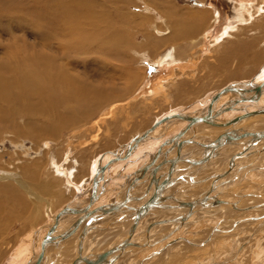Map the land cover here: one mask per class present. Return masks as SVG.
Wrapping results in <instances>:
<instances>
[{"label": "rangeland", "instance_id": "1", "mask_svg": "<svg viewBox=\"0 0 264 264\" xmlns=\"http://www.w3.org/2000/svg\"><path fill=\"white\" fill-rule=\"evenodd\" d=\"M8 1L11 2V0ZM50 1H54L53 4L55 5L52 4V6ZM56 1L57 0H14L13 2L12 0L15 8L11 10L7 9L6 13L3 12L4 14L2 13L0 15V63L4 62L3 64H5L6 66H11L10 70L4 69L3 72H1V70L0 72L1 74L3 73V77L7 75H13V80L17 82L18 95H22L24 90L19 86L21 85V78L23 77V75L33 72L31 71V66L34 62L31 60V58L36 59L40 52L47 51L48 41L50 38L46 37L47 35L57 37V34L55 33L57 30V20H54V25L51 24V30L49 27L50 31H43L42 33H40L41 36L39 37H36L33 32L28 29V25L39 24L40 22H42V17L39 16L40 11L42 10L41 16H44L48 9L52 10L56 8ZM94 1V5L96 7V9H94L95 14L99 15L98 24L94 25L93 27H88L87 29L83 28L81 29L82 31L77 34L75 33L71 35L69 33L68 36H64V40H68L70 35V38L75 39L89 36V31H91V33L93 34L96 32H107L110 36L112 33V35L116 34V37H123L122 39L120 38L122 40V42L120 43L121 52L116 51L114 54L109 53L105 48H98V45L94 44L91 49L87 47L83 51H81V53H75V56L71 57L70 59L72 61H76L77 59L82 58L88 59L89 64L86 65V67L83 64H76L75 66L69 67L68 70H71V72H73L75 75L80 74L82 77H85L86 73H88L89 76L84 78V80L89 78V81L87 82H92L94 80L93 78L95 77L98 81L96 79L94 81H96V83H100L101 86L99 85V87L101 88H106V86L104 85L106 84L108 86L110 83H112V79H119L120 81H125L124 79H127V81L130 82L123 86L120 85L121 88H125L126 90H114L108 93H100L101 96L97 97L95 101H90V103H87L88 107H82L80 109L78 108V106H80L79 103L82 104L80 101H74L75 105L74 102L71 101V108L66 105H60L59 108H50L46 105V108L43 106L45 110L41 111L40 113H28L24 110L19 111V113L17 112L16 114L10 111H6L5 113L4 111L0 112V117L2 116L3 118H6L4 122L2 118V120L0 119L1 174L4 171H11L18 175L19 173L17 172L21 171L22 169V173L25 172V174H22V176H25L24 179H29V189L33 190L39 195L45 196V198H50V195L47 193V191H43L41 193L40 189L44 186V183L47 179H54L57 181L59 180V178H56L52 174V169H50L49 159H51L54 163L57 160V165L63 164L65 168L69 170L73 167H76V169L74 168L75 173L73 179H71V182L73 184L75 183V185L77 183V188L75 186L72 192L68 187L64 186L63 179L61 178L62 180L60 181L62 184L60 187H58V189H62L60 191V194L62 195L60 199L53 201L50 211H48L47 209L48 199H46V201L44 200L40 204V201L37 202L36 200L38 199L34 195L30 194L26 190V188L23 187V189H20L16 185V183H14L16 194L18 197L24 198V205L19 204L17 198L12 196L11 194H8L5 197L0 196V264H11L12 255H14L15 252L14 250L22 241H25V239L23 238L26 236V233L30 230L32 225L37 227H45L48 222H51L53 220L54 213L60 212V209L64 206V204L67 205L69 203L68 201H74L73 203L75 205H78L80 203L79 201H81L79 199L80 197L83 200H85V197H87V199L91 198L90 192L92 191V189L87 183L94 178V162L97 165V162L99 161L98 157L106 150L113 151L111 152L112 154H114L115 151H118L119 154L128 153L129 147L127 146L132 137L141 132V130H147L151 128L157 118H161L162 116H165L174 111L184 113L188 111V113H190V111H194L196 109L198 102H202L203 100L208 99V97L212 96L213 93L219 92L221 89L228 85H243L244 83L250 82L252 79H254L255 83H260L261 79H264V74L262 73L264 71V21H261L258 18H254V20L252 22L249 21L247 25L243 24L242 28L244 29H239L240 31L239 33H237L235 38L226 40L225 43L213 49L210 54L207 52L202 53V51L199 53V49L197 47L195 48V51L194 49L190 50V52H194V54L197 55V58L195 59L196 64L195 66H191V64L190 66L187 65L183 72L180 70H173V80H171L167 89V91H169L168 94L170 95L168 96L167 100L165 96L156 97L149 105H145L144 103H142V100L139 99L137 102H134L133 105L130 106L131 108L128 110V113L124 109H119L120 112L116 113L113 118L105 119L101 124V127H97L94 121L99 117L107 115L105 113L107 112L106 108L109 105H113L114 102L122 103L131 100V98L135 97L134 93L143 81L146 80L145 82H147L148 79L153 80L157 76L166 74L169 71L166 70L165 73L160 71L161 69L158 68L156 64L154 66L153 60L159 56H162V54L165 52V49L170 48L171 45L179 46L185 44L187 40H192L189 39L190 37L186 35L183 39L179 38L180 29H182L183 26L188 29V27H190L192 24V15L188 14L189 10L196 9L195 11L199 14L198 16L202 15L204 17V20H202L203 22H200L199 31H203V29L209 30L210 26L212 25L211 23L214 21H210V19H212L211 17L216 16L215 12L220 13V22L218 23L216 28L213 29V36L217 37L215 33H217V31L219 33V29L222 28L225 23L228 24L229 22H233L235 17L234 10L236 1ZM9 2L6 3V5H8ZM195 2H201L203 4L201 6H198ZM19 5L25 6V8L18 10L17 6ZM44 5L45 7H43ZM164 18L169 19L172 23L173 33H169L165 37H161L152 30V27L156 28L157 25L158 28L163 29L161 21H163ZM54 28L56 30L53 31ZM58 35V38L62 36L61 34ZM64 37H62V39ZM212 40L210 39L209 42H211ZM49 45L51 46V48H54V45H52V43H50ZM142 52H145L146 57L149 58H146L148 61L139 56V54ZM178 52L183 53L184 51L181 50ZM200 55H203V57H201ZM191 61L192 59L190 60V62ZM184 63L187 64L188 62ZM116 65L118 66V69L116 68ZM119 66L122 68L119 69ZM94 70V76H91L93 74L91 72H93ZM122 71L126 72L123 73ZM169 72H171V70ZM110 74H112L111 80ZM119 75L123 76L120 77ZM24 83L28 84L26 80L23 81L22 84ZM4 88L7 89L6 86ZM30 88L31 87H29L28 89ZM247 88L251 89L250 86H247ZM17 90L15 88L10 89V91L14 92ZM30 91H33V89H30ZM229 94H231V96L233 97H237V94L234 92H230ZM28 97V99H33L34 97L35 99L39 98L36 91L35 96L29 95ZM11 103L12 102L7 101H5V103L1 102L0 108L5 109L8 106L12 107L15 104ZM243 106L244 111L249 109L254 110L256 108V106H249L246 104H243ZM245 106H248L249 109H247ZM197 109L196 111H194L196 114L204 111V108H202V106V110ZM86 110H88L89 112L87 114H84V111ZM215 128L216 127H214V130L218 131ZM219 128V130L226 129V127L222 125ZM96 133L98 134L97 139L96 141H92L91 138L94 137ZM67 135L74 136V140L73 142H71V147H69V145L67 144ZM201 139H205V136H203ZM48 140L52 142V146L48 149H44V142ZM203 142L210 143L207 140ZM68 147L73 150V154L71 155V157L69 156L70 158L67 157L68 155L63 156ZM147 154L148 153H144L141 155V157L145 159ZM53 155L56 157V160H54ZM65 157L69 159L67 160ZM148 157L149 156H147L146 158L147 161L148 159H150ZM73 159H75L76 161ZM73 161L79 163L76 165ZM73 164L74 166H72ZM258 170L259 167H255L246 171L244 170L245 172L243 171L242 173H240L238 177V179H240L239 182L246 179L248 175L257 176ZM110 175H112L111 171L109 172V176ZM120 175L123 176L122 174ZM120 175H116L115 177L111 176L113 178L110 177V179L107 181V183L109 182L110 184V180L113 179V182H111V188H108L109 191H112L106 197V199H108L107 201H113L115 199V195L117 196V194H119L120 192L125 191V189L121 188V185L119 184L123 183L122 181L126 178V176L121 181V178L119 177ZM204 176L209 175L206 174ZM13 180L15 182H18L17 179H10L7 181L0 180V183L1 181H4L2 183L5 184L9 182L12 183ZM185 182H187V180ZM239 182L236 186V193L233 194V196H224L226 198L232 196L230 199H227L229 202L232 201L233 203L242 200L245 204L257 205L264 202V181L258 180V182H251L253 183V185H250V183L248 186H246L245 184L244 186H241ZM109 184H105L106 189ZM173 187L174 186L166 190V193H168V195L174 194L177 187ZM172 189L174 192H171ZM108 190L107 192H109ZM150 190H152V188ZM178 190H181V193L184 194L186 192L183 189H177V192ZM259 193L261 195L258 196ZM178 195L180 194H177L176 196ZM198 196L199 195L195 196V198H197ZM76 197L78 198L77 200H75ZM259 201L261 202L259 203ZM36 208L38 209L36 210ZM214 210H217V214L219 216H192L191 220L193 222L191 221V223L186 225L184 231H181V229L175 232L173 236H184L186 238L193 237L196 239V237H198H194L196 234H206V236L198 237L199 241L204 242L205 238L213 232V227L221 221V217L227 211L224 209L222 210L218 207H216V209ZM160 211L161 212H158L156 215L153 214L156 216L158 221H163L170 217H176L180 215V213L176 210H170L169 212L167 211V214L162 210ZM254 211L255 210L250 209L232 210L229 214L230 221L227 223L229 224V226L224 227V229L226 228L224 230L225 232L218 234V236L212 241L206 242L207 246L204 245V249H200L201 247L198 246H196L198 247V249H196L195 245L191 243L189 244L188 241L187 246L190 245V247H192L195 252H192V254L188 252L187 262L189 264H260L261 262V264H264V260L261 259V252L264 255V232L261 231L264 230V220L262 222L263 228L260 229L259 233V236L261 237H257L254 240H249L251 235L247 233L249 232L248 230H251L253 228L250 227L253 225V223H250V221L252 220H249L247 222L243 221L241 223H235L236 219H241L242 217L246 218L250 214V212L252 213ZM255 212L262 213L264 212V209H259ZM149 219L151 218H147L141 222V225L143 224V227H141L140 225L142 230L149 227V224L152 223L144 222L149 221ZM26 221L30 222L31 224H29L28 226L26 225L27 228L25 229ZM232 222H234V224L230 226ZM37 227L35 228V231L36 229H40ZM140 227L138 228V231H141ZM190 233H192V235H190ZM113 238H115V236ZM247 239L249 240L250 244L246 245L245 249L241 252L243 255L238 254L236 256L237 258L243 259L240 260L235 258V260L231 263L226 261L223 262L225 260V257L236 251V249H238L237 246L243 244V242L245 243ZM117 240L118 238L116 237V241ZM218 241L220 242V244ZM9 243H11V246L8 249L2 248L8 246ZM237 243L238 245H236ZM246 250H248L251 254H249ZM244 252L246 254H244ZM252 252H255V254H252ZM181 253L182 254L180 255L184 256V253ZM135 254L131 253L129 258L133 260ZM240 255L244 257H240ZM247 258H249L250 261H248ZM176 261L186 262L185 259H177ZM153 264H170V262L158 261L157 263Z\"/></svg>", "mask_w": 264, "mask_h": 264}, {"label": "bare ground", "instance_id": "2", "mask_svg": "<svg viewBox=\"0 0 264 264\" xmlns=\"http://www.w3.org/2000/svg\"><path fill=\"white\" fill-rule=\"evenodd\" d=\"M235 1H236L235 2V10H234V12H235L234 16L235 17H234L233 22L232 23L229 22L228 24L225 23V25H223L222 28L219 29V33H218V31H217V33H215L217 35V37L213 36L214 35L213 29L216 28V26L220 22L219 21L220 20V13L215 12L216 16H213V17H211L212 19H210V21L214 20L211 23L212 25L210 26V29L209 30L203 29V31H205V32H203L202 30L199 31V27H200V22L201 23L203 22L202 20H204L203 19L204 17L202 15L198 16L199 14L195 11L196 9L195 10H192V9L189 10L188 14L192 15V17H191L192 18V24L190 27H188V29H186V27L182 25L184 28L182 27V29H180L179 35L181 37L179 36V38L183 39L186 35V36H189L190 38L189 37L188 38L192 39V40H187L185 44L179 45V46L171 45L170 48L165 49V52L162 54V56H159L156 59L153 58L154 59L153 60L154 66L156 64V66H158V68L161 69L160 71L165 73L166 70H169V71L171 70V72L168 71L166 74H161V75L157 76L156 78H154L153 80L148 79L147 82H145L146 80L143 81L139 85V87L136 89V91L134 93L135 97L131 98V100H129L127 102H122V103L114 102L113 105H109L106 108L107 112L105 114H107V115L97 118L94 121L95 125L97 127H101V124L103 123V121L105 119L113 118L116 115V113L120 112V110L124 109L128 113V110L131 108L130 106L133 105L134 102H137L139 99H141L142 103H144L145 105H147V104L149 105L156 97L165 96L166 100H167L168 96H170L168 94L169 91H167V89L169 87L171 80H173V78H172L174 75L173 70H180L183 72L187 65L190 66V64H191V66H195V64H196L195 59L197 58V55H195L194 52L193 53L190 52V50L194 49V51H195L196 50L195 48L197 47L199 49V53L202 51V53L207 52L210 54V52L213 51V49H215L216 47H219V45L225 43L226 40H229V39L231 40L232 38H235L237 33H239V31H240L239 29H244V28H242L243 24L247 25L248 22L249 21L252 22L254 20V18H258L261 21H264V0H235ZM8 2H9L8 0H0V15L3 12L6 13L7 9L11 10V9L15 8V6L12 3V0H11V2H9L8 5H6V3H8ZM13 2H14V0H13ZM50 3L52 5L54 3V1L53 2L50 1ZM94 3H95L94 0H83V1L82 0H57L55 9H52V10L48 9L46 11V14L44 13L45 15L42 14L44 16H41L42 10L40 11L39 16L42 17V22H40L39 24L28 25V29H30L36 37H39V36H41L40 33H42L43 31L47 32L49 30V27L51 26V24H53L54 20H57V30L55 28L53 29V31L56 30L55 33L57 34V37L47 35L46 37H50L49 41H48L47 51L46 52L45 51L40 52V54L36 57L37 60L34 58L33 59L31 58V60L34 62L31 66V71H33V72L23 75V77L21 78V85H19L21 87V89L22 88L24 89L22 95H20V94L18 95L17 82L13 80V78H12L13 75L12 76L7 75L8 77L7 76L3 77L4 76V75L2 76L3 73L1 74V72H3L4 69L10 70L11 66H8V65L6 66L5 64H3L4 62L0 63V70H1V72H0V103L1 102L5 103V101L12 102L11 104L15 103L12 107L8 106L5 109L0 108V112L4 111V113H5L6 111H8V112L10 111V112L16 114L17 112L19 113V111L24 110L28 113H35V112L40 113L41 111L45 110L46 105L50 108L51 107L59 108L60 105H64V106L66 105L69 108H71L72 107L71 101H73V102L74 101L75 102L80 101L82 104L79 103L80 106H78V104H77L78 108L80 109L82 107H88L87 103H90V101H95V99H97V97L101 96L100 93H108V92H112L114 90H118V91L126 90L125 88H121L120 85L123 86V85H126L127 83H129L130 81H127V79H124L125 81L121 80L122 82L119 79H112L111 80L112 74H110V80L112 83H110L108 86L105 84L104 86H106V88L105 87L101 88V87H99V85L101 86V84L96 83V81H94L96 79L95 77L93 78L94 83H93V81L87 82V81H89V78L84 80V78L89 76L88 73H86L85 77H82L80 74L75 75L73 72H71V70H68L69 67L75 66L76 64L77 65L83 64L86 67V65L89 64L88 59L82 58V59H77L76 61H72L70 59H71V57L75 56L74 55L75 53H81V51H83L87 47H89L91 49V47L94 44H97L98 48L99 47L105 48L107 50V52H109V53L114 54L116 51L121 52L120 51V49H121L120 43L122 42L121 39L123 37L122 38L120 36L116 37L115 36L116 34L112 35V33H111V36H110V35H108L107 32H96L93 34V33H91V31H89V33H88V34H90L89 36H85L83 38H78V39L70 38L72 34L80 33V31H82L81 29H83V28L87 29L88 27H93L94 25L98 24V22H99L98 16L99 15L95 14L94 9H96V7H95ZM195 3L198 6H201L203 4L201 2L200 3L195 2ZM53 5H55V4H53ZM43 7H45V5ZM22 8H25V6H20V5L17 6L18 10H21ZM165 18H167V17H165ZM165 18L163 21H161V23L163 25V29L158 28L157 25H156V28L152 27V30L154 32H156L161 37H165L169 33H173L172 23L170 22L169 19H165ZM186 26H188V25H186ZM202 28H206V27H202ZM50 30H51V27H50ZM111 30H113V29H111ZM109 32H110V30H109ZM111 32H113V31H111ZM69 33L71 35L69 36L68 40L65 41L64 36H68ZM58 34H61L62 36H60V38H58V36H59ZM62 37H64V38L62 39ZM212 38H213V40H212ZM174 39H176V38H174ZM210 39L212 40L211 42H209ZM50 43H52V45H54V48H51V46L49 45ZM181 50L184 52L179 53L178 51H181ZM139 56L141 58H143L144 60L147 58L145 55V52L140 53ZM200 56L203 57V55H200ZM147 59H149V58H147ZM150 59H152V58H150ZM191 59H192V61L190 62ZM150 61H152V60H150ZM90 62H91V60H90ZM184 62H188V63L185 64ZM151 64H152V62H151ZM116 68L118 69L117 65H116ZM121 68L122 67L119 66V69H121ZM122 72L125 73L126 71H122ZM91 73H93L91 76H94L95 70ZM262 73L264 74V71ZM119 76L122 77L123 75H119ZM130 79H131V77H130ZM25 80L28 82V84H26V83L22 84L23 81H25ZM262 85H264V79L263 78L261 79L260 83H257V82L255 83L254 79H252L250 82L244 83L243 85L242 84L228 85L226 87L231 86L233 88H236L238 90V92L237 91H228V92H225L224 94H221L217 100H214V98L217 95H219L223 91L224 88H226V87H224L219 92L213 93V95L208 97V99L203 100L202 102H198L196 109L197 108L201 109V106H202V108H204V110L206 109V111H205L206 113H204L203 115H206L208 113V110H209L211 105L213 106V112L214 113L217 112V110H216L217 107H218V109L220 107L219 110H221V114L216 118L217 122L215 124L219 125V126H221V125L225 126L226 129L220 130L221 131L220 133L226 134L227 132H229V130H232V126L225 125V122L228 121L229 119H231V118L228 119V116H230V113H232V111L236 112V110H235V108L228 110L225 107H230V106L236 107L238 105L236 108L238 110L239 108H242L241 106H243V104H246L249 106L250 105L259 106L256 108V110L255 109L254 110H246V112L243 111V113L239 114V116H242V115H244L246 113H250V112H256L257 110H263L264 111V106H262L264 103V101H263L264 100V86L262 88V91L257 90V87L262 86ZM5 86L7 87V89L4 88ZM247 86L251 87V90L254 92V94L250 95L251 90H248L250 88H247ZM29 87H31L30 89H33V91H30V89H28ZM11 88H15L17 91H15V92L10 91ZM35 91L38 94L39 98L35 99V97H34L33 99H28L29 95L35 96ZM230 92L236 93L237 97H234V99H233L232 98L233 96H231V94H229ZM242 94L244 96H246L247 98L258 95L257 96L258 98H256L255 101H248V100L242 101L241 100ZM75 102H74V105H75ZM43 106L45 108H43ZM196 109L194 111H196ZM83 110H85V109H83ZM194 111H190V114H188L186 112L184 113V112L174 111V112L169 113L165 116H162L161 118H157L154 124L159 122L158 125L154 129L150 130L148 136L145 139H141L138 143H135V141L133 140V138L135 136L141 135L142 133L146 132L150 128L147 130H141V132H139L135 136H133L131 141L128 142L127 147H129V149H128L129 154L128 153L119 154L118 151L117 152L115 151V153L112 154L111 152H113V151H111V150H106L102 154L100 153L101 155L98 157L99 161L97 162V165L95 162L93 165V172H94L93 177L94 178L90 182L86 181V182H88L87 184H89L90 188L92 189L91 198L88 201H84L80 197L79 199L82 202L79 201L80 203L78 205H75L73 203L74 201H72V202L68 201L69 203L67 205L64 204V206L60 209V212L54 213L53 220L51 222H48L45 227H41V226L37 227V226L32 225L30 230L26 233V236L23 238V239H25V241H22L19 244V246L14 250L15 252H14V255H12L11 264H35L37 262V260L39 259L40 254L42 252V244L44 242V238L49 233L48 231H49L50 227L55 223V221L58 218H59L58 225L56 226L55 231H53L54 232L53 233V239L46 244L45 249H44L45 250L44 256L42 257V259L39 261L38 264H57L58 261H60L61 264H72L78 255V250H79L78 249V241L80 239V235L83 232L82 230L85 226H87V228L85 230L86 232L84 234V239L82 241V247H81V249H82L81 253L83 256H91V255H96V254L105 252V251H99V253H95V251L97 250V247H98V246L96 247V245L99 243L101 245V248H103L102 246L104 245V243L108 242V240L111 241V239L116 241V237L119 238L117 240L118 242L116 245L125 241V239H127V241L131 242V243L140 242L141 244H143V245H134V247H132V246L128 247V249H126L125 252L123 254H121L117 258V260L113 263V264H117V261L122 256L131 255V253H133V251L135 249L152 248L153 246H156V245H159L162 243H166L167 244L166 247H170L174 243L175 244L176 243L182 244L183 242H185L187 244V242L189 241V244L191 243V244L195 245V247L198 246V247H201L200 249H204L203 246L206 245V242L212 241L214 238H216L218 236V234L225 232L224 230L226 228L224 229V227L229 226V224H227V223L230 221L229 220V214L232 210L250 209V210L256 211L259 209H264V202L260 203L261 201H259L260 204L258 203L259 205H257V204H245L242 200L238 201V202H233V203L231 200H230L231 202H229L227 200L228 198L230 199L233 196V194L236 193L235 189H236L237 183L240 181V179H238L240 173H242L244 170H246V169L250 168L252 165H254L256 163V161L258 160V157H260V155L264 154V149L258 152L259 148L264 146V144L261 146H258V145L264 140H262L259 144H257V146L255 148L252 147L245 152L244 151L241 152L242 156L237 161L236 167H233V168L227 170V168L230 165V162L232 160L228 161L227 163L222 164V167L218 171H216L213 176L212 175L204 176L200 179L199 177L191 178L188 175H182L181 176V175L173 174L177 170L190 168L191 166L198 164L199 161L201 162L199 164L207 163L209 165L212 162H216L219 158L222 157V155H223V158L226 159V157L229 156V155L227 156L228 153L236 154L239 151V147L237 145H236V148L234 147V149H227V147L230 146V144L221 145V147H217L216 149L214 148L212 150L211 158L202 163V160L204 159L203 156L205 155L206 151H210V149L208 146L209 143L203 142L204 140L199 141V139H201V137H203V135H204V134H201V132H198L200 130V126L203 124H197L194 127L189 126V124L191 123V121H189L191 117H203V115H201L199 113L196 115V113ZM88 112L89 111L86 110V111H84V114L85 113L87 114ZM122 112H124V111H122ZM174 114H179L181 116H185V118H180V119L173 118V119H169V120L166 119L168 116L174 115ZM221 116H222V118H220ZM239 116H236V117H239ZM258 117H261L264 119V116H261V115L241 119L240 125H246L243 130L249 131L251 125L257 121ZM1 118L3 119V122L6 119L5 117L3 118L2 116L0 117V119ZM232 118H234V117H232ZM163 119H165V120H163ZM177 120H183V121L186 120L187 122H189V124L187 125V127H184V126L182 127V125L180 126L182 128L176 127L179 123V122L178 123L176 122ZM182 123L180 122V124H182ZM203 123H206V122H203ZM91 127H92V125H91ZM219 129H217V130H219ZM186 133H188L187 136H185ZM71 135H67L68 139L66 140L69 147H71V142H73V140H74L73 139L74 136H71ZM97 136H98V134L96 133V135L91 138L92 141H96ZM182 136H185V138L181 139ZM206 136L209 137V134H206ZM221 136H224V135H221ZM219 137H217V138L219 139ZM186 138H193L195 141L187 143L182 148H179V143L184 141ZM239 140L243 141V140H245V138L239 139ZM239 140H237V141H239ZM168 143H170L171 146L168 149H166L167 150L166 151L165 147L168 145ZM210 143H212V142H210ZM16 145H17V143H16ZM189 145H194L196 147H200L203 150L201 152H199L197 156H191L192 153L190 155H186V158H189L188 160H185L186 158H180V156L182 154H184L186 151H188ZM44 146H45L44 149H48L49 147L52 146V142H50L49 140L45 141ZM69 147L64 152L63 156L68 155L67 157H69V156L71 157V155L73 154V150ZM253 148L256 150L255 152L252 151V150H254ZM150 151H152V153H154V156H153V158H150L151 160L148 159V161H147L146 160L147 156L150 157V155L152 154V153H150ZM164 151H166V152L163 155V160L160 163H157V162H159L158 161L159 157L161 156V154ZM195 151L196 150L193 151V154H196ZM2 153H4V152H2ZM144 153L145 154L148 153L146 155L145 159H143L141 157V155ZM67 157H65V158L67 159ZM49 160H50V169H52V174L56 178H59V180L57 181L54 179H47L44 183V186L40 189V192L42 193L43 191H47V193L50 195V198H45V196L39 195L36 192H34L33 190L29 189V186H28V183H29L28 180L29 179H26V178L24 179L25 176H22V174H25V172L22 173V169H21V171L17 172V173H19L18 175L14 172H11V171H6V172L4 171L2 174L0 173L1 174L0 180H5V181L10 180V179H17L18 180V182H15L13 180L12 183L9 182L6 184L2 183L4 181H1V183H0V196L5 197L8 194H11L12 196L17 198L19 204L24 205V198L18 197L16 194V188L14 187V183H16V185L20 189H23V187L26 188V190L30 194L34 195L38 199V200L35 199L37 202L40 201V204L44 200L46 201V199H48L47 200V209H48V211H50L51 205L53 204V201L60 199V197L62 195V194H60V191L62 189H60V188L58 189V187H60L62 184L60 180L63 179L64 186L68 187L72 192H73L74 187L77 185V183L75 185V183L73 184L71 182V179H73L74 173H75L74 168L76 169V167H73V168H71L72 170L71 169L69 170V169H66L63 164L57 165L56 164L57 160H56L55 156H54V160H56L55 163L51 159H49ZM73 160H75V159H73ZM75 161H73V162H75ZM195 161L196 162L198 161V162L195 163ZM226 161L227 160H225V162ZM99 162L101 163V165ZM151 162H152V164L142 174L141 173L142 168L148 166ZM78 163L75 162L76 165ZM174 163H176L175 168L173 170L169 169L170 166ZM221 163H223V161ZM217 164H218V162L215 165H217ZM72 166H74V164ZM102 166L106 167V168H104L103 172H101L100 170L98 171V168H100ZM212 166L213 165H211V167ZM242 166H243V168H241ZM155 167H158V170L156 171L155 176H157V179L159 180V182H164V181L168 182L169 180H172L175 178H182V180L179 179V181H177L176 183L179 184V182L182 183L181 181L185 182L186 180L188 181V180H192V179H198L199 183H201V182L204 183L208 180L210 181L211 176H212L211 184L205 186V188L202 190L201 194L197 198H195V199L193 198V200H199V199L201 200L205 196H208L210 198L208 201V204L200 205V206H197L195 208L188 206L187 204H190L189 202H191V199H190V201L186 202L184 198L180 197L179 195L176 196L177 194H181V193H179V192H181V190H178V192H177V190L175 189V192H174L172 189L171 192H174V194L168 195V193H166V190H168L169 188H172V186L175 187L177 185L176 183H173V184H170L169 187L165 188L160 193L161 196H163V198L169 199V200H165L161 204V205H168L167 207H165V206L160 207L157 205L156 206L151 205V207H149V209H147V211H146L147 214L141 215V217H138L135 220V217L139 213V211L145 207V204L148 201H150L152 195H154L153 193L155 191L156 186H155V184H153V185H152V183L150 184V181H151L150 180V178H151L150 174H152V171L154 170ZM110 171L113 174L112 176H116V175L118 176V175L122 174L123 176H121V175L119 176L121 178L120 179L121 181L123 178H125V176H126V179H127V176H131V175L137 176V174H139L140 177L139 178L137 177L136 181L131 183L130 186H128V188H126V189L124 188L125 189L124 192L119 191L120 193L117 194V196L115 195L116 197L114 196L115 199L113 201H107L108 199H106V197L112 191V190L109 191L108 188H111V182L113 181V179L110 180V184H109V182L107 183V181L111 177V176H109ZM231 173L234 175H228ZM107 174H108V177H106ZM97 178H98V183H97V186H95V181L97 180ZM111 178H113V177H111ZM36 181H37V179H36ZM104 183L106 185L109 184L107 186V189H106V185ZM213 184H216V187L214 189L213 188L211 189L210 186ZM137 185H139V186L145 185V187L143 189L138 188L137 190H135V186H137ZM78 186H79V184H78ZM76 188H77V186H76ZM151 188H152L151 193H148ZM187 189L186 190L183 189L186 191L185 193H187V191L192 190V188H187ZM107 190L109 192H107ZM102 192H104V193H102ZM128 195L132 198V200L126 203V207L119 208L116 211L110 212L109 214L104 213L101 210H98V212L96 213V215L94 217L92 216V217L85 219L75 230L71 231L72 232L71 234H69L68 236H65V237H61L62 234L64 233V231L71 230L73 228L74 223L80 218V215L83 214L82 212L84 210L87 209L88 211H94L103 205H107V204H111V203L112 204L113 203L119 204V202H121V200L123 201ZM226 195H228V196L232 195V196L226 198V197H224ZM259 195H261V194L259 193L258 196ZM189 196H192V195H189ZM51 198H53V199H51ZM10 199H13V198H10ZM77 199L78 198L76 197L75 200H77ZM224 199H225V201H224ZM35 200H34V202H35ZM144 200H146V201H144ZM91 201H93V202L90 205ZM140 201L141 202L144 201V202L139 204ZM181 203H186L187 207L181 206ZM212 203H214V204H212ZM215 203H218V204H215ZM211 206H214V207H211ZM67 207H69L71 209H78V210L81 209L82 211H80V213H78V214L74 213V212H64L61 215L60 213L62 212V210L63 209L66 210L65 208H67ZM216 207H218L222 210L223 209L227 210V211L223 216L220 215V216H222L221 221L216 226L213 227V232L205 238L204 242L198 241V237H196L197 238V240H196L193 237L186 238L184 236H178V237L173 236L175 234V232L181 230V228H183L186 225H188L189 223H191V221H192L191 217L192 216L193 217L194 216L200 217L201 214L203 215V217H205V215H209L210 217L211 216H214V217L219 216L217 214V210H214V209H216ZM37 209L38 208H36V210ZM160 210H162L164 213H166L167 211L169 212L170 210H176L180 213V215H178L176 217H170V218L163 220V221H161V220L158 221V219L156 218L155 215L158 212H161ZM255 211L252 213L250 212V214L246 218L242 217L241 219L235 220V223H241L243 221L247 222L249 220H252V221H250V223L251 224L253 223V225L250 227H253V228L251 230L247 229L249 231L247 233H249L251 235L250 239L248 236L249 240H251V239L254 240L257 237L260 238L261 237V236H259L260 235L259 234L260 229L263 228L262 222L264 220V212L258 213ZM37 212H40V211H37ZM153 214H155V215H153ZM166 214H164V215H166ZM109 217H113L114 219L111 221H107V222L103 221L104 219L109 218ZM147 218H151L152 223L149 224V227L143 229V232L138 233L139 232L138 228L140 227L141 222ZM260 218H262V219H260ZM134 221H135V225L132 228L131 226L134 223ZM126 223H127V225H126ZM170 224L172 225V227L170 228V231H168L167 233L156 231V230H160L161 228L167 227V225H170ZM233 224H234V222H232L230 224V226ZM124 225H125V227H124ZM122 226L124 229L121 228ZM36 227L40 228V229H36V231H35ZM242 228H243V226H242ZM111 229H113V230L111 231ZM261 231L264 232V230H261ZM238 232H239V230H238ZM241 232H242V230H241ZM91 235H92V237H90ZM105 236H106V238H105ZM114 236H115V238H113ZM236 236H237V233H236ZM231 237H233V236H231ZM248 239H247V241H245V243L243 242V244H241V245H238V243H237L236 245H238L237 246L238 249H236V251L229 254L227 257H225L224 258L225 260L223 262L226 261V262L231 263L235 260V258H237L236 256L238 254H242L241 252L245 249L246 245L250 244ZM72 240H76L73 245L70 244ZM89 240L90 241L92 240L95 242L93 244V245H95V248L90 247L91 243H89ZM241 242H242V240H241ZM219 244H220V242H219ZM10 246H11V243H9L8 246L2 247V248L8 249ZM246 251L249 253L248 250H246ZM263 251H264V249H263ZM245 252H244V254H246ZM225 254H227V253H225ZM249 254H251V253H249ZM252 254H255V252H252ZM261 254L263 255L262 252H261ZM242 255H240V257H244ZM262 255H261V259L264 260V255L263 256ZM70 257H72L71 258L72 260L70 259L71 261L66 263V261H65L66 258H70ZM249 258H247L248 261H250ZM237 259L241 260L243 258H237Z\"/></svg>", "mask_w": 264, "mask_h": 264}, {"label": "water", "instance_id": "3", "mask_svg": "<svg viewBox=\"0 0 264 264\" xmlns=\"http://www.w3.org/2000/svg\"><path fill=\"white\" fill-rule=\"evenodd\" d=\"M264 85L262 86H258L257 87V90H261L262 91V88H263ZM228 91H237L238 90L236 88H233L231 86L229 87H226L223 89V91L217 95L214 100H217L221 94H224L225 92H228ZM241 92V91H240ZM260 93V92H259ZM243 96V97H242ZM241 96V100L244 101V100H248V101H255L256 98H258L256 96H252V97H246L242 94ZM227 108L228 110L232 109V106L230 107H225ZM226 109V110H227ZM221 114V110H218L217 112H213V106L211 105L209 110H208V113L206 115H203V117H191L189 121H191V123L189 124V126H195L197 124H203V122H206V123H209V124H212V125H216L215 123L217 122L216 118ZM257 115H261V116H264V111L263 110H257L256 112H250V113H246L242 116H239V117H234V118H231L229 119L228 121L225 122V125L227 126H232V130H229V132H227L226 134L222 133L221 135H224V136H221L219 137V139L213 141L212 143H209V149L210 151H206L205 155L203 156L204 159L202 160V163L207 161L208 159L211 158V154H212V150L217 147H221V145H227V144H230V145H237L239 147V151L234 155L232 161L230 162V165L228 166L227 170L233 168V167H236L237 165V161L240 159V157L242 156L241 155V152H245L247 151L248 149L252 148V147H256L257 144H259L262 140H264V130H257L256 132H252V131H248V130H243L244 127L246 125H239V127H237L238 123L240 122L241 119L243 118H250V117H253V116H257ZM173 118H177V119H180V118H185V116H181L179 114H174V115H170L168 116L166 119L169 120V119H173ZM165 120V119H163ZM159 122H157L156 124H154V126L152 128H150L149 130H147L146 132L142 133L141 135H137L133 138V140L135 141V143H138L141 139H145L150 130L154 129L157 125H158ZM240 138H245V140L243 141H237L238 139ZM195 140L193 138H186L184 141L180 142L179 143V148H182L183 146H185L187 143H190V142H194ZM253 148V149H254ZM264 149V146L260 147L258 152L263 150ZM253 152H255L256 150H252ZM129 154V153H128ZM244 155V154H243ZM189 158H186L185 160H188ZM154 161V160H153ZM198 162V161H197ZM195 161V163H197ZM199 163H201L199 161ZM152 164V162L142 168V174L143 172H145L149 166ZM175 164H172L170 166L169 169L173 170L175 168ZM104 168H106L105 166H102L100 168H98V171L100 170L101 172H103ZM243 168V166L241 167ZM158 170V167H155L154 170L152 171V174H150L151 178H150V184H155V191H154V195H152L151 197V200L148 201L146 204H145V207L142 208L139 213L136 215L135 217V220L136 218L138 217H141V215H145L147 214V209H149V207L152 206H165L167 207L168 205H161L165 200H169L168 198H163V196H161V192L169 187L170 184H173V183H176L177 181H179V179L182 180V178H175V179H172V180H169L168 182H159V180L157 179V176H155L156 174V171ZM177 179V180H176ZM97 183H98V178L97 180L95 181V186H97ZM211 189L215 188L216 187V184H213L210 186ZM209 197L208 196H205L204 198H202L201 200H193L191 202H189L190 204H187L188 206L190 207H197V206H200V205H205V204H208V201H209ZM132 198L128 195L123 201L121 200V202H119V204H107V205H103V206H100L98 209L94 210V211H88L87 209L84 210L82 213V215H80V218L74 223L73 225V228L71 230H67V231H64V233L62 234L61 237H65V236H68L69 234H71L73 230H75L85 219L89 218V217H94L96 215V213L98 212V210H101L103 211L104 213H107L109 214L110 212H113V211H116L117 209L119 208H122V207H126V203L131 201ZM93 201L90 202V205ZM160 203V204H159ZM184 204V205H183ZM214 204V203H212ZM215 204H218V203H215ZM186 203H181V206L183 207H187ZM66 210H62V212L60 213L62 215V213L64 212H74V213H80V211H82L81 209L78 210V209H71L69 207L65 208ZM100 211V212H101ZM60 217V216H59ZM58 221H59V218L55 221V223L50 227L49 229V233L47 234V236L44 238V242L42 244V252L40 254V257L39 259L37 260V262L35 264H38L39 261L42 259V257L44 256V252H45V246L48 242H50L52 239H53V231H55V228L56 226L58 225ZM135 225V221L134 223L132 224V228L134 227ZM87 226H85L83 228V232L82 234L80 235V239L78 241V255L75 259V261L72 263V264H113L117 258L123 254L125 252L126 249H128V247H134V245H143L141 244L140 242H137V243H131V242H128L127 239H125V241L119 243L118 245H116V247L112 248V250L108 251V252H102V253H99V254H96V255H91V256H83L82 253H81V247H82V241L84 239V234H85V230H86ZM133 231V230H132Z\"/></svg>", "mask_w": 264, "mask_h": 264}, {"label": "crops", "instance_id": "4", "mask_svg": "<svg viewBox=\"0 0 264 264\" xmlns=\"http://www.w3.org/2000/svg\"><path fill=\"white\" fill-rule=\"evenodd\" d=\"M251 90V89H250ZM252 94H254V92L251 90V92H250V95H252ZM229 96V95H228ZM233 99H234V97H232ZM236 106V105H235ZM238 106V105H237ZM237 106L236 107H232V108H237ZM262 106H264V105H262ZM242 108H239L238 110H236V112H233L232 111V113H230V116L228 117V119L229 118H231L232 116L234 117V116H237V115H239L240 113H243V109H244V106H241ZM247 109H249L248 108V106H245ZM257 107H259V106H256V108ZM256 108H255V110H256ZM219 109H220V107H219ZM218 109V107H217V111L219 110ZM250 110V109H249ZM206 111V109L203 111V112H200L199 114H201V115H203L204 113H206L205 112ZM246 112V111H245ZM186 113H188V111H186ZM188 114H190V113H188ZM197 115V114H196ZM222 117V116H221ZM220 117V118H221ZM177 123H178V125L176 126V127H180L181 125H182V127L184 126V127H187V125L189 124L186 120L185 121H183V120H177L176 121ZM180 122L182 123V124H180ZM187 122V123H186ZM184 124V125H183ZM241 124V122H239L238 123V125H237V127H239V125ZM182 127H180V128H182ZM214 127H216L215 129H219L218 127H220V126H218V125H212V124H208V123H203V125H201L200 126V130L198 131V132H201V134H204L203 136H205V139H199V141H205V140H207V141H209V142H213V141H215V140H217L218 138L217 137H219L220 135H221V133H220V130H218V131H216V130H214ZM212 129V130H211ZM257 130H264V119L263 118H261V117H258V119H257V121L254 123V124H252L251 125V127H250V129H249V131H252V132H256ZM180 132V131H179ZM209 134V137L208 136H206V134ZM187 134L188 133H186L185 134V136H187ZM200 134V135H201ZM185 136H182L181 137V139H184L185 138ZM202 138V137H201ZM239 139H244V138H240L239 137ZM238 139V140H239ZM171 143V142H170ZM206 143V142H205ZM264 144V141H262L258 146H261V145H263ZM164 145V144H163ZM162 145V146H163ZM171 146V144H169L168 143V145L166 146L167 148H169ZM165 147V150L167 149ZM189 147V149H188V151H186L184 154H182L181 156H180V158H186V155H190L191 153V156H197L198 155V153L199 152H201L203 149L202 148H200V147H196V146H194V145H189L188 146ZM234 147L236 148V146H234V145H230V146H228L227 147V149H234ZM192 148V149H191ZM194 150H196L195 152H196V154H193V151ZM154 151V150H153ZM167 151V150H166ZM166 151H164L162 154H161V156L159 157V162H157V163H160L162 160H163V155L165 154V152ZM150 153H152V151H150ZM126 154V153H125ZM232 154V155H231ZM230 157H229V156ZM234 153H228L227 154V156L228 157H226V159H224L223 158V155H222V157L221 158H219L216 162H212L211 164H207V163H204V164H196V165H194V166H191L190 168H186V169H180V170H177V171H175L173 174H175V175H188V176H190L191 178H197V177H199L200 179L202 178V177H204V175H206V174H208L209 176L210 175H214V173L216 172V171H218L221 167H222V164H224V163H227L228 161H231L232 159H233V157H234ZM242 155V154H241ZM153 156H154V154L152 155H150V157L149 158H153ZM231 158V159H230ZM224 159V160H223ZM151 160V159H150ZM149 160V161H150ZM225 160H227L226 162H225ZM223 161V163H221ZM218 162V164L217 165H215L216 163ZM100 163V162H99ZM221 164V165H220ZM100 165H101V163H100ZM211 165H213L212 167H211ZM219 166V167H218ZM258 168L259 167V170H258V175L257 176H252V175H248L247 176V178L246 179H244L243 181H241L240 182V184H241V186H244V184L246 185V186H248L251 182H255V181H257L258 182V180H260V181H264V154L263 155H260V157H258V160L256 161V163L254 164V165H252L250 168H248V169H246V170H249V169H252V168ZM263 168V169H262ZM245 170V171H246ZM244 171V172H245ZM113 175V174H112ZM112 175H110V176H112ZM228 175H234V174H228ZM136 178H135V177ZM212 176H211V179H212ZM106 177H108V174L106 175ZM115 177V176H114ZM137 177L139 178L140 176H139V174H137V176L136 175H131V176H128L127 177V179L125 178L122 182V184H119V185H121L120 187L121 188H128V186H130V184L131 183H133V182H135L136 181V179H137ZM241 177H242V175H241ZM135 178V179H134ZM107 179V178H106ZM210 179V181L208 180V181H206V182H201V183H199V180L198 179H192V180H188L187 182H182V183H179V184H177L176 185V187H177V189H187V188H192V191L190 190V192L189 191H187V193H181V192H179V193H181L179 196L180 197H182V198H184L185 199V201L187 202V201H190V199H193V198H195V196H197V195H200L201 194V191L205 188V186H207V185H209V184H211V182H212V180ZM115 181H116V179H115ZM114 181V182H115ZM124 181H125V183H124ZM113 182V181H112ZM118 184V183H117ZM111 185H112V183H111ZM250 185H253V183H251ZM145 187V185H142V186H139V185H137V186H135V190H137L138 188L139 189H143ZM176 189V190H177ZM237 190V188L235 189V191ZM148 193H151V190H149V192ZM192 195V196H189V195ZM90 195L92 196V193L90 192ZM166 195V194H165ZM167 196V195H166ZM123 197V196H122ZM89 199H87V197H85V200L84 201H88ZM144 201H146V200H144ZM144 201H140L139 202V204H141V203H143ZM192 201V200H191ZM202 215V214H201ZM150 217V216H149ZM116 218V217H115ZM114 218L113 217H109V218H106V219H104L103 221H105V222H107V221H111V220H113ZM162 221V220H161ZM144 222H148V223H151V219H149V221H144ZM30 224V222H28V221H26L25 222V226L27 225H29ZM126 225H127V223H126ZM143 225V224H142ZM141 225V227H143ZM27 226L25 227V229L27 228ZM124 227H125V225H124ZM141 227H140V230L141 231H139L138 233H141V232H143V230L141 229ZM172 227V225L170 224V225H167V227H164V228H161L160 230H156V231H160V232H163V233H167L168 231H170V228ZM82 228V227H81ZM121 228H123V226L121 227ZM124 229V228H123ZM182 230L181 231H184L185 230V227H183V228H181ZM81 230V229H80ZM113 229H111V231H112ZM186 235H188V234H186ZM190 235H192V233H190ZM196 236H206V234H204V235H201V234H196L194 237H196ZM90 237H92V235L90 236ZM89 237V238H90ZM119 239V238H118ZM197 239V238H196ZM76 240H72L71 241V245H73L74 244V242H75ZM199 241V240H198ZM110 242V243H109ZM114 242V243H113ZM89 243H91V246L90 247H93V248H95V245H93L95 242L94 241H90L89 240ZM109 243V244H108ZM112 243V244H111ZM116 244H117V241H115V240H112L111 239V241L110 240H108V242H106V243H104V245L102 246L103 248H101V245L98 243L97 245H96V247H97V250L95 251V253H99V251H105V252H108V251H110V250H112V248H114L115 246H116ZM166 243H162V244H159V245H156V246H153L152 248H141V249H135L134 250V254H135V256H134V259L132 260V259H130L129 258V256L130 255H125V256H122L118 261H117V264H123V263H126V264H153V263H157L158 261H162V262H170V264H180V263H183V264H189L187 261V256H188V252H190L191 254H192V252H195V250L194 249H192V247H190V245H188L187 246V244L185 243V242H183L182 244L180 243V244H172L170 247H166ZM89 247V248H90ZM176 247V248H175ZM88 248V249H89ZM170 248V249H169ZM196 249H198V247H195ZM99 249V250H98ZM181 252H183L184 253V256H181L180 254H181ZM147 256V257H146ZM178 257V258H177ZM71 259V257L70 258H66V263L67 262H69V261H71L70 260ZM130 259V260H129ZM180 260V259H185L186 260V262H177L176 260ZM122 261V262H121ZM57 264H61V262L60 261H58V263Z\"/></svg>", "mask_w": 264, "mask_h": 264}]
</instances>
